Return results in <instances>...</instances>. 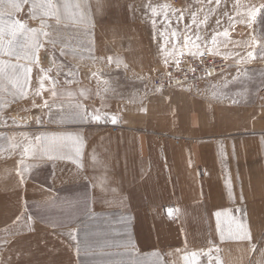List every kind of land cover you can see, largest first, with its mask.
Instances as JSON below:
<instances>
[{
  "label": "rangeland",
  "instance_id": "rangeland-1",
  "mask_svg": "<svg viewBox=\"0 0 264 264\" xmlns=\"http://www.w3.org/2000/svg\"><path fill=\"white\" fill-rule=\"evenodd\" d=\"M115 1L53 0L50 7L35 0V9L28 3L21 10L0 4V173L13 161L23 178L44 176L51 223L68 202L55 194L75 187L87 201L88 177L102 176L105 147L115 149L110 133L124 134L115 151L132 149L130 161L134 141L143 140L150 174L161 166L167 172V147L183 148L193 170L155 180L175 188L168 214L175 226L150 228L152 243L142 233L140 245L150 251L140 254L130 227L81 219L80 264H169L172 256L175 264H264V156L254 170L241 144L234 171L232 146L234 138L264 135L257 132L264 126V0H120L119 8ZM216 64L226 67L211 75ZM97 138L101 149L93 146ZM199 149L204 167L194 168ZM41 203L37 197L28 206L32 216ZM59 227H48L46 264H63L69 253L55 234L72 228ZM16 230L1 238L0 264H36L33 244L44 240Z\"/></svg>",
  "mask_w": 264,
  "mask_h": 264
},
{
  "label": "crops",
  "instance_id": "crops-1",
  "mask_svg": "<svg viewBox=\"0 0 264 264\" xmlns=\"http://www.w3.org/2000/svg\"><path fill=\"white\" fill-rule=\"evenodd\" d=\"M115 2L117 3V8L122 5L120 0ZM259 127L260 128L258 131L257 129L253 131H257L258 136H261L264 134V126L259 124ZM79 133H81L79 130L73 133V137L76 136V138H78L77 140H79ZM121 133L122 132L118 131L117 133L113 132L108 135L111 137L110 139H112L113 143H116L115 149L111 150V152H108V148L105 147V154H102V156L106 160L108 159L109 155L110 160L106 164L107 168L105 165V172L101 168V174L103 173L102 176L93 178L88 177L89 187L87 188L86 194L87 201L85 203L80 201V197H83V195L81 194L80 189H76L75 187L65 191V193L61 192L63 194H55V196L59 197L62 202H64L65 198L68 200V202L61 204L62 208L57 209L55 220H53L54 222L51 223L48 222L47 215L49 206V188L47 182H45L46 180L44 176H40L39 180L37 181L31 179V177L23 178L21 174H15L13 168L15 162L9 161L8 166H6L9 168L7 174L0 173V242H2V239L8 233V231H10L12 234L18 230H16V228H23L21 231H23L26 238L29 240H31L33 237L35 238L32 240H36L37 236H40V238H42L45 243H42L41 240L38 246L36 243H34L32 250L39 247L38 250L40 254L39 258L36 260V264H46V256L48 251L47 230L49 225L51 227L60 226L59 228H72L71 230H62L61 232L58 230L59 232H56L55 235L57 240H60L64 244V248L67 249V252L70 253H66V256L62 258V263L80 264V257L79 254H77L80 242L79 229L77 228L81 226V219H86L88 217V225H91V221H93V226H99V223H95V221L100 219L101 221H104L102 224H100L101 226L107 227L109 225H116L130 227L131 236L135 238V244L137 246L136 248L138 249L139 253L143 254L145 252H149L150 250H144L140 245L141 241L145 242V239L141 238L142 235L145 234L146 238L149 236L146 241L148 243H152L153 240L151 237L152 233L149 230L150 228L168 227L172 225L175 226L173 223L169 222L168 217L169 212H171L169 205L174 204L177 200L175 188L172 186V188L169 189L171 192L168 190L166 191L165 188L161 187L163 184L160 185V183L155 182L156 178H164V176H169V178H173L174 180L177 176H180L178 174H188V171L193 170V168L190 164L191 161H188V164H186L185 150L183 148L176 149L174 147L175 149L171 150L169 146L167 147L168 155L166 157L168 164L167 172L164 170L165 167L161 166L160 174H150L146 172L150 162L147 159L145 160V158L143 159V140L137 139L134 141L135 147L138 146L135 152L136 158L134 161H130L131 155L133 154L132 149L127 150L125 154L124 152H121L120 154L115 151L118 150V140L122 135H124ZM91 136V133H89V136H85L87 144L92 140ZM126 137L128 138V136ZM93 141L92 143L94 148L101 149L103 147L102 139L97 138ZM241 144H247V161L254 163L259 159V157L264 156V135L263 137H256L252 140L248 139L243 142H241V140L238 138H234L232 144L234 171L236 170V165H234L236 162L238 164V170L240 168V154L243 148V146L241 147ZM155 152L156 150H152L153 154H155ZM203 152V149L197 150V153H200V155L194 159V168L201 165L204 167ZM147 153L148 152H146V154ZM256 156L258 158H256ZM89 158L90 156H88V159ZM120 159L122 160V163ZM159 160L161 159L152 160V164L156 168L160 165L158 162ZM71 162L73 164V158ZM3 167L2 170L4 169ZM217 169L219 170V168ZM106 170L109 174H104L106 173ZM118 170L120 171L119 174H115L118 173ZM248 170V174H252L251 164H249ZM254 170H256L255 163ZM125 179L128 180L125 181ZM141 179L142 182L138 183L137 181ZM130 180H135V183L130 182ZM143 180L146 181L143 182ZM172 183L173 182L169 181L168 184L172 185ZM192 183H195V180H193ZM50 195H54V193H51ZM37 197L38 200L44 203L40 204V214L38 216H32V213L30 212L31 209L29 207L33 204V200H36ZM186 200L188 201L189 199L185 198V201ZM191 200L192 199H190L189 202H195L194 198L193 201ZM58 211H61V214L58 215ZM178 217L180 218V224L186 225V222H183L184 216L182 211L181 213H178ZM11 228H15V230H10ZM42 230L44 232H42ZM174 236L175 235H172L171 239V241L173 240V243L176 241ZM74 244H77L76 253L74 251ZM69 247H71V249ZM33 252L34 251H32V254ZM171 252L176 253L174 250ZM153 254L154 252H152V255ZM167 260L169 264H175V256H172L171 258L168 257Z\"/></svg>",
  "mask_w": 264,
  "mask_h": 264
},
{
  "label": "snow or ice",
  "instance_id": "snow-or-ice-1",
  "mask_svg": "<svg viewBox=\"0 0 264 264\" xmlns=\"http://www.w3.org/2000/svg\"><path fill=\"white\" fill-rule=\"evenodd\" d=\"M9 3L12 4V6L14 8H16L17 10H21V6L23 4H28V3H31L32 4V8L35 9L36 7V3H35V0H8ZM4 3V0H0V4ZM47 3L50 7H54V3H53V0H47ZM264 7V6H262ZM15 25L18 26L19 29H24L25 28V25L20 22L19 20L15 21ZM4 34V29H3V19H2V15H0V36H3ZM12 35L15 36L16 35V32L15 31H12ZM45 35H47V33H45ZM225 36L228 35L227 32L224 33ZM215 42V41H214ZM3 49V45L0 44V51H2ZM250 55H253L250 53ZM3 61H0V72L3 71ZM27 71H31V69H28ZM45 106H47L45 104ZM93 119H96V120H99L100 117L99 116H94ZM113 122H115V120H113ZM220 213H217V216H219ZM247 238H250V235L247 236Z\"/></svg>",
  "mask_w": 264,
  "mask_h": 264
},
{
  "label": "built area",
  "instance_id": "built-area-1",
  "mask_svg": "<svg viewBox=\"0 0 264 264\" xmlns=\"http://www.w3.org/2000/svg\"><path fill=\"white\" fill-rule=\"evenodd\" d=\"M226 67V64H216L214 66L211 67V75L217 74L218 72L224 70ZM261 96L263 98L264 101V88L261 92Z\"/></svg>",
  "mask_w": 264,
  "mask_h": 264
}]
</instances>
